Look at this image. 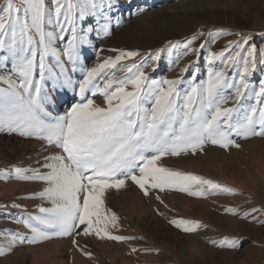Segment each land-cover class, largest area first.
Segmentation results:
<instances>
[{
    "label": "snow or ice",
    "instance_id": "obj_1",
    "mask_svg": "<svg viewBox=\"0 0 264 264\" xmlns=\"http://www.w3.org/2000/svg\"><path fill=\"white\" fill-rule=\"evenodd\" d=\"M101 7L111 9L113 0L0 2V65L6 67L9 61L13 65L8 73L0 74V81L7 85L0 88V134L34 138L53 149L43 163L37 162L38 167L0 170V177L5 179L43 182L46 186L38 196L51 205L39 207L37 214L27 218H17L27 230L24 233L0 230L7 243L6 247L0 245V258L18 247L39 246L55 239L68 238L74 246H78L76 238L80 236L108 242L133 239L115 234L120 217L105 207L106 196L113 190L135 186L143 196H154L162 204L160 194L169 191L191 197L238 195L236 189L167 167L164 158L206 154L205 146L209 144L225 150L241 149L237 138L264 139V79L258 90L251 80L257 71H264V47L254 43V37L247 32L225 29L217 30L215 36L235 35L238 39L229 40L222 51L213 52L210 64L223 61L225 69L241 67L238 80L229 79L224 70L210 69L206 85L193 83L181 90L179 78L150 80L142 70L143 60L121 63L140 56L138 51H119L115 58L109 57L87 69L78 86L80 101L65 115H53L49 111V106L55 104L51 92L74 87L62 56L67 57L75 71L81 49L91 44L92 29L79 30L77 21ZM47 25L55 27L47 31ZM99 33L105 37L112 34L108 22L100 25ZM203 35L193 34L187 41L185 55L189 49L192 55H198V48L191 45ZM64 40L66 46L60 50L56 42ZM169 46L179 48L180 42H169ZM204 47L203 43L199 45V49ZM46 58L54 59L56 64L46 62ZM147 58L159 61L161 51L149 53ZM37 71L39 81L35 80ZM185 71L187 66L181 69L182 73ZM46 79L52 80L51 91L43 90ZM226 90L231 92L229 96L225 95ZM88 93H100L104 106L88 98ZM253 97L256 103L242 117L234 116L242 101ZM229 99L231 107L225 106ZM5 207L0 205V209ZM225 211L264 226V212L259 208L253 207L242 215L231 207ZM169 223L185 234L200 235L199 230L207 228L192 219H172ZM240 239L224 237L208 239V243L219 249L239 250ZM83 254L92 256L88 251Z\"/></svg>",
    "mask_w": 264,
    "mask_h": 264
},
{
    "label": "rangeland",
    "instance_id": "obj_2",
    "mask_svg": "<svg viewBox=\"0 0 264 264\" xmlns=\"http://www.w3.org/2000/svg\"><path fill=\"white\" fill-rule=\"evenodd\" d=\"M131 1L113 0L111 9L101 7L93 10L94 14L86 16L83 21H77L79 30L92 29L89 32L91 44L81 49V59L75 71H72L73 66L67 62V57L62 56L74 87L51 92L55 104L49 106V111L53 115H65L74 103L80 101L78 86L87 69L109 57L115 58L119 51H138L140 56L121 63H139L143 60L142 70L150 80L179 78L182 80L179 87L183 90L193 83L206 85L210 69L224 70L229 79H239L241 67L225 69L223 61H212L210 64L213 52L222 51L229 40L238 39L235 35L217 37V30L247 32L254 37V43L264 47V0H167L168 7L155 13L150 11L158 9V5L166 0H142L138 4H132ZM129 6L132 7L128 19L121 18L116 22L119 9L125 10ZM105 22L109 23L112 32L109 37L99 33L100 25ZM54 27L47 25L46 30L51 31ZM55 30L59 31L58 28ZM198 32L204 35L191 45L198 48V55H192L190 49L189 54L185 55L187 41ZM210 32L213 36L208 35ZM65 35L70 38L69 33ZM177 41L180 42L179 48L169 46V42ZM56 43L62 50L67 41ZM201 43L205 47L199 49ZM157 50L161 51L159 61L147 58L149 53ZM46 62L56 64L51 58H46ZM12 66L11 61L6 67L0 65V74L8 73ZM186 66L187 71L182 73L181 69ZM54 70L59 71L58 68ZM12 76L16 78L14 73ZM262 79L264 71H257L251 78L257 90ZM35 80L39 81L38 71ZM52 86L51 79L42 82L44 91H51ZM6 87L0 81V88ZM230 94L226 90L225 95ZM87 97L104 106V98L100 93H88ZM255 103L254 97L242 101L240 111L234 116L242 117ZM225 106L231 107L232 100L229 99ZM237 142L242 144L241 149L225 150L209 144L205 146L206 154L198 152L195 155L189 153L180 157H165L164 164L174 170L200 175L236 189L240 194L217 193L207 197H191L185 193L169 191L160 194L164 201L162 204L154 196H143L135 186L130 190H113L106 196L105 207L120 217L119 229L115 234L133 239L108 242L80 236L76 238L78 246H74L68 238L55 239L39 246L18 247L13 253L0 258V264H264V226L251 221V218L244 220L237 216L236 224L241 229L245 224H251L255 229L252 233L238 232L237 226L230 220L232 215L225 211L229 207L237 211L247 209L242 215L256 207L264 212V139L243 141L237 138ZM52 152L53 149L44 141L15 134H0V170L13 166L38 167L37 162L43 163L44 157ZM45 186L39 181L0 177V205L6 206L0 209V230L4 233L26 232L17 218H27L29 214H37L39 207L51 206L47 200L38 196ZM202 210L203 215H200ZM254 215L258 219L262 218L259 213ZM180 218L199 220L207 228L199 230L202 233L200 235L185 234L169 223L172 219ZM224 237L242 238L239 250L219 249L208 243V239L221 240ZM0 245L7 246L3 234H0ZM133 248L138 251L133 252ZM84 251L91 252V258L86 257Z\"/></svg>",
    "mask_w": 264,
    "mask_h": 264
},
{
    "label": "bare ground",
    "instance_id": "obj_3",
    "mask_svg": "<svg viewBox=\"0 0 264 264\" xmlns=\"http://www.w3.org/2000/svg\"><path fill=\"white\" fill-rule=\"evenodd\" d=\"M133 1V3L132 4H138V1H142V0H132ZM131 1V2H132ZM0 2H2V0H0ZM128 5H131V4H128ZM131 7L132 6H129L128 8H126L125 10H122L123 8H121V9H119V13H118V15L116 14V22L117 21H120L121 20V18H124V19H128V12L129 11H131ZM168 6H167V0L166 1H162V4H160V5H158V9H152L151 11H150V13H155V12H158V11H162V10H164V9H166ZM131 14V13H130ZM135 23V22H134ZM89 29V28H88ZM83 31V30H82ZM87 31V30H86ZM172 39V38H171ZM148 47V46H147ZM146 48V47H145ZM259 151V150H258ZM260 153L261 154H263V151L260 149ZM260 154V155H261ZM247 182H249V181H247ZM251 184V183H250ZM255 184V183H254ZM255 191V190H254ZM222 199V198H221ZM219 200H220V198H219ZM198 202H200L199 200H198ZM208 202V201H207ZM197 203V202H196ZM223 204V203H222ZM245 210H247V209H245ZM245 210H238L237 212H239L240 214L243 212V211H245ZM203 212H204V210H202V212H200V215H203ZM221 215V214H220ZM223 217V216H222ZM237 217H234V216H232L231 218H230V220L232 221V224L234 225V226H237L236 227V229L238 230V232H250V233H252V232H254L255 231V229H254V227L250 224V225H246L245 223V225H244V227L241 229V227L239 226V225H237L236 224V219ZM229 219V218H228ZM239 223V222H238ZM241 223V222H240ZM239 223V224H240ZM241 225H243V224H241ZM201 243H203L202 241H201ZM201 249H202V247H201Z\"/></svg>",
    "mask_w": 264,
    "mask_h": 264
}]
</instances>
